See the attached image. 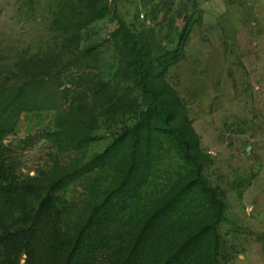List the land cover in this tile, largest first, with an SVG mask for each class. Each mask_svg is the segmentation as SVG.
<instances>
[{
  "label": "rangeland",
  "instance_id": "obj_1",
  "mask_svg": "<svg viewBox=\"0 0 264 264\" xmlns=\"http://www.w3.org/2000/svg\"><path fill=\"white\" fill-rule=\"evenodd\" d=\"M4 111L2 182L19 185L6 227L41 209L64 243L102 211L110 243L153 221L173 250L200 239L205 263L264 264V0H0ZM28 260L0 244V264Z\"/></svg>",
  "mask_w": 264,
  "mask_h": 264
},
{
  "label": "trees",
  "instance_id": "obj_2",
  "mask_svg": "<svg viewBox=\"0 0 264 264\" xmlns=\"http://www.w3.org/2000/svg\"><path fill=\"white\" fill-rule=\"evenodd\" d=\"M120 24L124 32L131 38L132 49L137 59L143 63V48L138 35L130 30L124 20L120 19ZM145 75L146 71L141 67L139 70L141 90L153 95L151 108L160 115L163 124L174 133L182 145L184 153L195 162L198 176L201 178V167L197 157L191 152L189 143L181 132L173 129L166 103L155 96ZM3 84L7 85L8 82ZM7 112L4 111L2 115L0 114V153L4 137L14 128L4 121ZM18 112L29 111L25 107H19ZM131 136L134 149H136L138 143L136 129L131 130ZM1 163L3 162L0 161V244L12 242L18 251L27 252L29 255L28 264H218L217 251L213 256L211 255L207 263L201 258L200 247L202 250V246L195 247L200 243V239L194 238L175 250L172 247L169 248L168 240L175 238L176 233L172 232L171 236L168 235L171 232L166 231L165 235L162 231L160 233L152 226L153 221L139 228L136 239L130 247L122 243H110L109 233L103 231L101 226L96 225L97 221L101 219L102 211H94L82 222L75 236L64 243L59 242L51 234V227L45 221L41 209L34 213L27 224H20L15 229L8 228L3 222V218L13 203L14 194L16 191L18 192L19 185L2 182L4 172L1 171ZM151 253H153V257H149Z\"/></svg>",
  "mask_w": 264,
  "mask_h": 264
}]
</instances>
